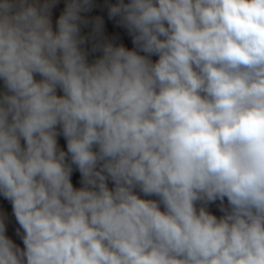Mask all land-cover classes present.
<instances>
[{
	"label": "clouds",
	"instance_id": "1",
	"mask_svg": "<svg viewBox=\"0 0 264 264\" xmlns=\"http://www.w3.org/2000/svg\"><path fill=\"white\" fill-rule=\"evenodd\" d=\"M0 264H264V0H0Z\"/></svg>",
	"mask_w": 264,
	"mask_h": 264
}]
</instances>
